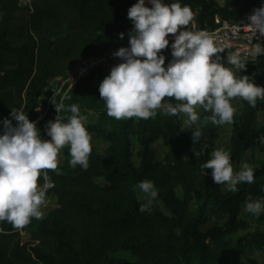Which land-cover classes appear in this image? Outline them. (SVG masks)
Instances as JSON below:
<instances>
[{"label": "trees", "instance_id": "trees-1", "mask_svg": "<svg viewBox=\"0 0 264 264\" xmlns=\"http://www.w3.org/2000/svg\"><path fill=\"white\" fill-rule=\"evenodd\" d=\"M225 1L222 7L217 0H180L191 7L197 28L211 30L224 21L248 23V15L262 3ZM136 2L34 0L31 9L19 0H0V121L9 117L11 108H22L38 122L42 137L50 139L45 126L57 117L54 104L63 101L66 108L60 116L65 120L71 115L67 106L77 104L81 114L96 117L95 123L86 124L91 136L107 144L98 152L91 142L87 169L72 167L69 149L63 148L59 156L66 157L64 163L42 170L55 185L46 192L55 205L22 229L0 222V264H242L233 261L240 257L246 264H260L247 253L264 250V230L252 231L242 206L249 198H264V161L254 160V182L238 184L237 191L225 192L214 183L212 170L202 167L220 139L219 126L207 119L211 112L200 107L203 124L185 132L182 114L159 109L148 119H115L107 114L99 84L87 78L64 98L51 93L40 119L37 109L46 89L65 77L71 65L128 46L133 25L127 12ZM17 22L24 28H15ZM16 30L23 38L15 39ZM162 52L166 66L172 59L170 46ZM219 55L224 66L233 67ZM239 74L264 86V54ZM241 101L242 111L224 148L234 170L248 151L264 154L258 139L264 135V125L258 123L264 100L258 99L255 107ZM168 103L178 101L169 98ZM196 131L199 136H193ZM160 140L166 147L162 160L153 147ZM144 179L154 182L160 206L152 203L141 212L140 205L147 201L139 198L135 186ZM38 184H44L43 175ZM241 231L246 235L234 241Z\"/></svg>", "mask_w": 264, "mask_h": 264}, {"label": "clouds", "instance_id": "clouds-1", "mask_svg": "<svg viewBox=\"0 0 264 264\" xmlns=\"http://www.w3.org/2000/svg\"><path fill=\"white\" fill-rule=\"evenodd\" d=\"M150 5V6H149ZM132 22L128 32V46L120 47L113 56L121 62L114 65L99 85V93L105 101L107 114L115 119L133 117L148 119L163 108L169 115L183 114L185 123L194 124L199 119L197 107L211 112L207 117L213 124H232L233 98L240 97L255 107L257 100H264V86L257 85L249 75H240L245 63L239 52L228 55L224 66L219 53L224 49L206 31L189 30L194 13L180 0H137L127 12ZM247 25L264 35V0L248 15ZM173 34L170 45L167 38ZM124 33H119L121 39ZM171 49L166 56L162 50ZM264 54V46L257 43L253 55ZM178 103H167L165 98ZM57 117L47 121L45 131L50 139H44L37 128V121L30 120L25 111L11 108L9 117L0 121V222H8L22 229L32 218L43 216L47 189L54 183L44 169L55 170L59 154L67 146L72 167L80 165L87 169L92 151V136L86 128L88 117L81 114L77 104L67 106L71 113L67 119L60 116L66 106L63 101L54 104ZM15 121V123H13ZM199 131L193 136H199ZM264 143V135L258 137ZM211 169L214 183L229 191H237L240 183L254 182V169L247 162L234 170L230 153L223 148L211 152V158L203 165ZM43 175L44 184H38ZM144 194L146 203L139 211L151 209L158 197L153 181L141 180L135 186ZM244 210L254 216L264 213V198H249Z\"/></svg>", "mask_w": 264, "mask_h": 264}, {"label": "built area", "instance_id": "built-area-1", "mask_svg": "<svg viewBox=\"0 0 264 264\" xmlns=\"http://www.w3.org/2000/svg\"><path fill=\"white\" fill-rule=\"evenodd\" d=\"M33 2L34 0H19V3L22 6L31 9ZM182 27H188L189 30L194 31L204 30L208 32L214 38L216 43L224 49L222 54L224 55L226 62L228 55L233 52H239L245 64L255 62L260 57V55H253L255 44L259 43L261 46H264V35H261L259 32L256 34L255 29L249 28L247 23L241 24L224 21L219 28L211 30L207 28H197L195 21L192 20L188 26ZM167 38L170 43H172L174 36L173 34H169ZM113 52L114 50H110L95 56H90L71 65L67 69L65 77L56 78L49 84V90L55 95H63L64 98L80 81L87 78L92 79L93 76L100 71H110L114 65L121 62L120 58L113 56ZM98 84L100 85V83ZM38 113L40 114L41 119L46 111L43 110Z\"/></svg>", "mask_w": 264, "mask_h": 264}, {"label": "rangeland", "instance_id": "rangeland-1", "mask_svg": "<svg viewBox=\"0 0 264 264\" xmlns=\"http://www.w3.org/2000/svg\"><path fill=\"white\" fill-rule=\"evenodd\" d=\"M15 28H24V25L22 23L17 22L15 24ZM21 33H22V31H21ZM20 38H23V37L20 36V32L18 30H16L15 39L18 40ZM229 66H232V65H229ZM51 97H52L51 91L47 88L44 96L41 98V103L39 104L40 108L38 107L39 110L37 109L38 112L45 110L44 109V107H45L44 105L46 103H48V101L51 100ZM168 101H169V97H166L165 98V102H164L165 106L168 103ZM232 104L237 109V113L234 114V121H233V123H234L238 119V117H239V115H240V113L242 111L243 104H242V101H241L240 97L233 98ZM160 110H163V108H161ZM197 112L199 114V119L194 124H191V125H188V124L185 123V116L182 114V116H181L182 124H183L182 131H184V132L187 131L192 125L201 126L203 124L202 120L200 119V114H201V108L200 107H197ZM95 119H96V117H95L94 114H90L88 116V122H92ZM263 122H264V115L261 114V116H260V124H263ZM233 123L230 124V125H228V124L218 125L219 129H220V139L218 140L217 148H223L224 149L229 144V140H230V133L229 132H230V128L233 125ZM92 143H93V146H95L97 148L98 152L103 151L105 146H106V145H104V142H102L100 140H97V139H93ZM153 147H154V150H155L158 158L160 160H162L163 157H164V153L166 151V147H165L164 141L163 140L158 141ZM64 148L68 149L67 146H65ZM249 156L251 157V155H247L242 160L241 164L243 162L249 163L251 161V158H249ZM58 158H59V163L60 164H63L64 161L66 160V157H64V156L63 157L59 156ZM134 161L138 165V161H137L136 158H134ZM239 166H240V164L238 166H236V169H238ZM99 183L103 184V182H101V181H99ZM225 190H227V189L225 188ZM138 195H139V198L141 200H146L145 197H144V194L141 193L140 190H138ZM46 200H47V203H46L45 206H43V216H46L50 212V210L53 208V206L55 205V202H54L55 199H54L53 196H47L46 195ZM153 203L156 206H158V207L160 206V203H159V201L157 199L155 201H153ZM244 213L248 214L247 217L250 218V220L252 221L251 222L252 231L257 229V228H259L260 226H261V229L264 230V221L260 222V224L258 223V221L256 222V220H260V219L264 220V213H262L258 217L254 216L253 214H250V213L246 212L245 210H244ZM246 233H247L246 231H241L240 233H238L236 236L233 237L234 241H236L240 236L246 235ZM247 256H248V258L256 260L260 264H264V250L263 251H260V250L248 251ZM233 261L234 262L237 261V262L242 263V264H246L247 263V261H246V259L244 257H240L238 259L234 258Z\"/></svg>", "mask_w": 264, "mask_h": 264}, {"label": "crops", "instance_id": "crops-1", "mask_svg": "<svg viewBox=\"0 0 264 264\" xmlns=\"http://www.w3.org/2000/svg\"><path fill=\"white\" fill-rule=\"evenodd\" d=\"M217 2H218V4L220 5V6H222V7H225V5H226V1L225 0H217ZM110 73V71H102V72H99V73H97V74H95L94 76H93V81H95L96 83H101V81L103 80V78L105 77V76H107L108 74ZM48 89H49V87H48ZM170 98V97H169ZM160 110V109H159ZM261 114H263L264 115V113H259V117H258V123H259V125H264V122H263V124H260V116H261ZM122 119V118H121ZM96 122V119L94 120V121H92V122H89V123H95ZM233 126V125H232ZM232 126H231V128H230V132H231V129H232ZM229 132V133H230ZM93 139H95L94 137H92V141H93ZM91 141V142H92ZM93 144V143H92ZM104 145H106L107 146V144L104 142ZM106 146H105V148H106ZM104 148V149H105ZM247 155H251V157L249 156V158H251V161L248 163L250 166H252L253 168H255V167H257V165L255 164V162H254V160H256V161H264V154L263 153H261V152H259L258 150H255V151H248L247 153H246V155L243 157V159L247 156ZM242 159V160H243ZM242 162V161H241ZM241 162L239 163V164H241ZM239 164H237L236 166H238ZM236 166H235V169H236ZM222 189L226 192V191H228V190H225V188H224V186L222 187ZM244 204H243V206H242V209H243V215L244 216H248V214H245L244 213ZM44 217V216H43ZM249 219V221L250 222H252L251 220H250V218H248ZM258 220H256V222H257ZM259 228H261V226L259 227ZM259 228H257V229H259Z\"/></svg>", "mask_w": 264, "mask_h": 264}]
</instances>
